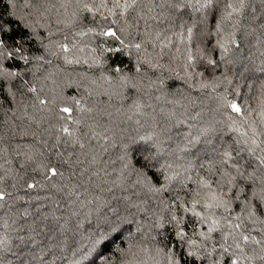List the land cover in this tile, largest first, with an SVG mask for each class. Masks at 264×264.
Listing matches in <instances>:
<instances>
[{"label": "trees", "instance_id": "16d2710c", "mask_svg": "<svg viewBox=\"0 0 264 264\" xmlns=\"http://www.w3.org/2000/svg\"><path fill=\"white\" fill-rule=\"evenodd\" d=\"M0 40V264H264V0H0Z\"/></svg>", "mask_w": 264, "mask_h": 264}, {"label": "snow or ice", "instance_id": "6c2138e0", "mask_svg": "<svg viewBox=\"0 0 264 264\" xmlns=\"http://www.w3.org/2000/svg\"><path fill=\"white\" fill-rule=\"evenodd\" d=\"M242 3H243V0H241V4H242ZM128 6H130V5H126V7H128ZM229 7H231V5H229ZM106 34H107V35H115V33H113V32H108V33H106ZM2 46H3V41L0 40V47H2ZM210 62H211V61H210ZM229 107L232 109L233 112H236V113H240V112H241V108H240L235 102H229ZM63 111H64V112H69L70 110L67 109V108H65V109H63ZM64 131L67 132L68 130L65 129ZM51 172H52L53 175H55L56 170H55V169H51ZM30 187H31V185H30ZM3 198H4V197H3V194H0V200H2ZM212 199L216 201V206H217V207L221 206V204L223 203L222 200H220V199H219L218 197H216L215 195H213ZM208 206L211 207L212 205L209 204ZM209 231H211V229H210ZM244 240L247 241V240H248V237H244ZM233 264H236V262L233 261Z\"/></svg>", "mask_w": 264, "mask_h": 264}]
</instances>
